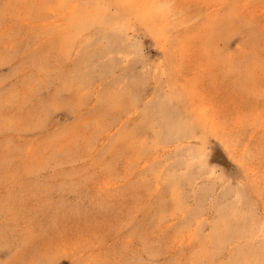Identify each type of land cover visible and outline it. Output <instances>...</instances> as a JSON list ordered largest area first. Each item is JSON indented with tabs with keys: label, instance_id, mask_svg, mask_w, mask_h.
Instances as JSON below:
<instances>
[{
	"label": "rangeland",
	"instance_id": "rangeland-1",
	"mask_svg": "<svg viewBox=\"0 0 264 264\" xmlns=\"http://www.w3.org/2000/svg\"><path fill=\"white\" fill-rule=\"evenodd\" d=\"M122 1L0 0V264H264V0Z\"/></svg>",
	"mask_w": 264,
	"mask_h": 264
},
{
	"label": "bare ground",
	"instance_id": "bare-ground-1",
	"mask_svg": "<svg viewBox=\"0 0 264 264\" xmlns=\"http://www.w3.org/2000/svg\"><path fill=\"white\" fill-rule=\"evenodd\" d=\"M108 2H110L111 4L116 5L118 8H121L123 10L128 7L126 5V3L123 2L122 0H108ZM95 5H97V4H95ZM222 233H223V231H220V232L217 233V235H220V237H222ZM231 234H232L231 231H228V232L224 233V236H226V235L229 236Z\"/></svg>",
	"mask_w": 264,
	"mask_h": 264
}]
</instances>
